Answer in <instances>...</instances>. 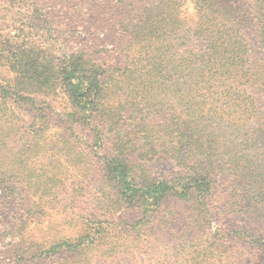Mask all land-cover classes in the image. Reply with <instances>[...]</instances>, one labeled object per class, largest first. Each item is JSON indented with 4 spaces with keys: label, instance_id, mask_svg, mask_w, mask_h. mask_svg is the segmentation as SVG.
<instances>
[{
    "label": "trees",
    "instance_id": "16d2710c",
    "mask_svg": "<svg viewBox=\"0 0 264 264\" xmlns=\"http://www.w3.org/2000/svg\"><path fill=\"white\" fill-rule=\"evenodd\" d=\"M65 191L102 212L26 238ZM176 203L223 224L214 242ZM0 225L21 237L0 264H95L143 240L158 264H264V0H0Z\"/></svg>",
    "mask_w": 264,
    "mask_h": 264
},
{
    "label": "rangeland",
    "instance_id": "374dc122",
    "mask_svg": "<svg viewBox=\"0 0 264 264\" xmlns=\"http://www.w3.org/2000/svg\"><path fill=\"white\" fill-rule=\"evenodd\" d=\"M182 13L186 21V28L194 32L196 13L193 3L187 2L183 7ZM62 123V120H60L59 127L53 129L52 135L56 136V134L61 131L60 126ZM81 141L84 144L88 143L89 135L83 134ZM53 155L47 153V156ZM71 195L72 192H59L57 201L45 205L41 209L39 216L33 219L28 227H26L25 237L44 242L60 235L72 236L79 230L81 221H83L85 217L92 216L96 211L102 212L100 209H94L93 206L84 205L86 204V197H82L81 201H78L79 203L76 202L73 204ZM173 210L176 214H180L184 222L189 223V233L194 230V233L197 235L195 241L197 240L200 244L206 245L209 240L210 242H214V235L212 234H215L217 229L223 225L216 221L207 225L201 219L196 218V213L191 210L190 206L184 204L176 203ZM192 214L195 216L194 218H191ZM181 228L180 224L173 225L168 232L169 242H171L172 238H180L182 235L180 232ZM20 239L21 237L18 236L12 237L7 235L6 230L0 225V252L9 250L13 245H17L21 241ZM132 245L134 244L132 243ZM235 252L237 255L238 252ZM165 259L162 250L153 247L150 241L143 240L139 241L136 247L131 248L127 252L116 254L113 257L94 258V261L95 264H158ZM244 259L248 261L250 258L244 257ZM9 261L10 260H7V262Z\"/></svg>",
    "mask_w": 264,
    "mask_h": 264
}]
</instances>
